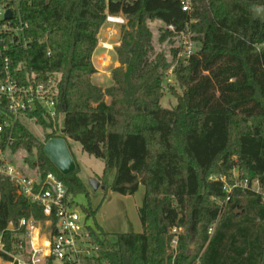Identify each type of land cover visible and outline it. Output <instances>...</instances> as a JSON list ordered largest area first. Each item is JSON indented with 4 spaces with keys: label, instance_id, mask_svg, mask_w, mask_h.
Wrapping results in <instances>:
<instances>
[{
    "label": "trees",
    "instance_id": "obj_1",
    "mask_svg": "<svg viewBox=\"0 0 264 264\" xmlns=\"http://www.w3.org/2000/svg\"><path fill=\"white\" fill-rule=\"evenodd\" d=\"M192 2L190 13L178 0L20 5L32 43L9 53L11 66L20 79L58 75L57 118L53 123L35 114L41 128L50 130L44 140L18 124L11 152L24 151L37 179L53 173L73 197L87 195L78 166L61 174L43 151L50 139L72 140L101 159L99 181L105 187L114 174L112 192L130 196L144 187L137 210L142 232L119 233L111 242L94 226L97 257L83 264H264V195L236 189L224 204L222 185L209 181L213 174L229 177L237 170L239 179L257 180L264 188V22L254 20L252 11L264 0ZM106 12L127 20L118 59L130 49L133 54L112 72L113 84L102 89L91 82L96 73L91 58ZM154 22L162 24L159 37L150 29ZM186 25L195 53L176 60L178 34ZM155 40L169 45L167 55L155 53ZM174 61L172 76L182 92L171 87L176 105L166 109L160 105L162 83ZM60 115L58 137L53 126ZM82 210L94 216L89 207ZM22 217L44 220L41 209L18 197L11 180L2 177L0 229ZM182 228L186 234L172 233Z\"/></svg>",
    "mask_w": 264,
    "mask_h": 264
},
{
    "label": "built area",
    "instance_id": "obj_2",
    "mask_svg": "<svg viewBox=\"0 0 264 264\" xmlns=\"http://www.w3.org/2000/svg\"><path fill=\"white\" fill-rule=\"evenodd\" d=\"M31 1L0 0V180L2 177L11 180L15 194L38 206L44 220L22 217L17 224L9 223L5 229H0V264H83V259L97 257L98 251V246L92 241L90 230L94 227L88 224V215L53 173H47L42 180L30 178L7 161L18 124L41 127L37 123V113L53 123L57 118L58 75L36 79L34 74H25V78L20 79L19 69L13 70L11 66L9 53L18 48L26 50L32 43L29 24L20 14V5ZM44 1L47 3L49 0ZM178 1L183 12H192L193 0ZM7 12H10L9 18L6 17ZM103 26H107L105 41L99 40V46L112 51L120 45L119 39L115 41L114 29L126 27L127 20L122 15L106 12ZM168 29L173 31L172 26ZM178 35L176 60L186 61L195 53V42L187 25ZM172 70L173 67L164 74L163 91L171 83ZM53 128L57 130L56 126ZM209 181L222 185L226 194L224 204L236 189L264 195V188L257 180H241L235 173L229 177L213 174ZM177 230L173 229L172 233L176 234ZM211 231L209 229V233ZM172 245H177L176 237Z\"/></svg>",
    "mask_w": 264,
    "mask_h": 264
},
{
    "label": "rangeland",
    "instance_id": "obj_3",
    "mask_svg": "<svg viewBox=\"0 0 264 264\" xmlns=\"http://www.w3.org/2000/svg\"><path fill=\"white\" fill-rule=\"evenodd\" d=\"M161 28L162 24L158 22H154L150 25L152 33L158 35V37L161 35ZM126 30L127 26L120 30L114 29L116 32L115 41L119 39L121 42L123 34ZM106 31L107 26H103L100 29L97 36V47L99 45V40L105 41ZM153 48L155 53L161 55H167L169 51L168 44L160 43L157 40L153 41ZM132 54L133 50L130 49L128 51V57H130ZM128 57L120 61L118 59L116 48L112 51H106L100 46L94 55V63L91 61L93 67L96 70V73L92 76L93 82L92 80L91 82L102 89H106L107 87L111 86L113 84L111 76L112 72L116 69H119L121 66H124L123 63ZM176 64L177 62L174 61L170 64L169 68H174ZM170 79L171 83L168 84L167 90L164 91V95L160 101V105L166 109L172 108L176 105V99L170 90L171 87L178 94H181L182 92V89L176 83L174 77L170 76ZM106 101H108L107 98ZM27 127L36 138L41 140H44V136L50 133V130L43 129L32 124H27ZM62 127L63 115H60L56 127V134L58 137L62 135ZM66 144L72 158L75 160L78 166V177L82 181L87 191V195L80 194L74 198L79 206L82 208L89 207L94 212V216L89 219L88 224L92 227L98 226L105 234L108 235V239L111 242L115 241V236L119 233L142 232L137 210L140 207L144 197V187L139 186L138 190L130 196H123L112 192L109 187L113 182L114 174L108 176L105 187L102 186L99 181V178H101L103 174L104 162L101 159H97L84 153L77 142L67 140ZM26 155L27 154L21 150L10 152L8 154L7 161L25 176L36 178L34 169L24 160ZM233 173L237 175L239 174L237 170H234ZM96 182L99 184L98 188L94 190L91 187V183ZM235 213L241 214L242 212L236 211ZM213 228L214 226H212L211 229ZM179 233L184 234L185 230L183 228L178 229L176 235ZM188 244L193 246L194 241L190 240ZM172 247L175 249L177 245H172Z\"/></svg>",
    "mask_w": 264,
    "mask_h": 264
},
{
    "label": "water",
    "instance_id": "obj_4",
    "mask_svg": "<svg viewBox=\"0 0 264 264\" xmlns=\"http://www.w3.org/2000/svg\"><path fill=\"white\" fill-rule=\"evenodd\" d=\"M253 19L260 20L264 22V6L262 7H252ZM7 18L10 17V12H7ZM43 151L55 168L63 175L70 174L74 168L75 163L70 155L67 145L62 139H51L44 144ZM33 158L30 157V161ZM98 182L91 183L92 189L96 190L98 188Z\"/></svg>",
    "mask_w": 264,
    "mask_h": 264
},
{
    "label": "crops",
    "instance_id": "obj_5",
    "mask_svg": "<svg viewBox=\"0 0 264 264\" xmlns=\"http://www.w3.org/2000/svg\"><path fill=\"white\" fill-rule=\"evenodd\" d=\"M99 45H98V47L95 49V51H94V53H93V55H92V58H91V61L94 63V55H95V53H96V51L99 49ZM92 82H93V77H92ZM66 143V142H65ZM67 145V144H66ZM67 148H68V146H67ZM70 155H71V153H70ZM72 157V156H71ZM73 159V158H72ZM73 161H74V163L76 164V162H75V160L73 159ZM77 165V164H76Z\"/></svg>",
    "mask_w": 264,
    "mask_h": 264
}]
</instances>
